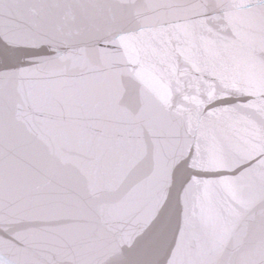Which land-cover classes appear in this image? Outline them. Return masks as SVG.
<instances>
[{
	"label": "snow or ice",
	"instance_id": "6c2138e0",
	"mask_svg": "<svg viewBox=\"0 0 264 264\" xmlns=\"http://www.w3.org/2000/svg\"><path fill=\"white\" fill-rule=\"evenodd\" d=\"M0 264H264V0H0Z\"/></svg>",
	"mask_w": 264,
	"mask_h": 264
}]
</instances>
